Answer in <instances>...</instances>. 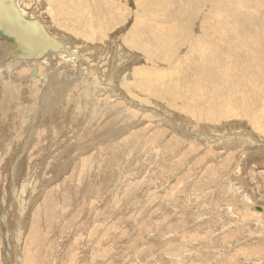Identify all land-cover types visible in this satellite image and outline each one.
<instances>
[{
    "label": "rangeland",
    "instance_id": "rangeland-1",
    "mask_svg": "<svg viewBox=\"0 0 264 264\" xmlns=\"http://www.w3.org/2000/svg\"><path fill=\"white\" fill-rule=\"evenodd\" d=\"M16 2L81 58L0 61V264H264V0Z\"/></svg>",
    "mask_w": 264,
    "mask_h": 264
},
{
    "label": "water",
    "instance_id": "water-1",
    "mask_svg": "<svg viewBox=\"0 0 264 264\" xmlns=\"http://www.w3.org/2000/svg\"><path fill=\"white\" fill-rule=\"evenodd\" d=\"M0 35L14 43L23 61L40 60L51 52L66 49L63 40L54 36L37 17L23 14L16 0H0ZM262 210V206H256Z\"/></svg>",
    "mask_w": 264,
    "mask_h": 264
},
{
    "label": "bare ground",
    "instance_id": "bare-ground-1",
    "mask_svg": "<svg viewBox=\"0 0 264 264\" xmlns=\"http://www.w3.org/2000/svg\"><path fill=\"white\" fill-rule=\"evenodd\" d=\"M18 1V0H17ZM55 1H57V3H59L60 4V2H61V4H64V1L65 0H55ZM60 1V2H59ZM79 1H81V0H67V3H69V4H71V6H72V8H73V10L74 11H76L77 12V14L80 16V13H82L83 12V10H84V16H85V14H87V10H88V6H85L84 7V5L83 6H81V4H78V2ZM63 2V3H62ZM82 2H83V0H82ZM81 3V2H80ZM88 3V2H87ZM18 4V3H17ZM51 4V3H50ZM54 5H57L56 4V2H54ZM66 5V4H65ZM144 5V4H143ZM148 6V5H147ZM82 7H83V9H82ZM21 9V8H20ZM81 9H82V12H81ZM22 10V9H21ZM23 12V11H22ZM23 14L24 15H26L27 16V14H25L24 12H23ZM82 16V15H81ZM29 17V16H28ZM262 17V16H261ZM79 17H75V19H78ZM86 18V17H85ZM84 17H83V19H85ZM88 18V17H87ZM144 18V17H143ZM92 19V18H91ZM90 20V19H89ZM97 20V19H96ZM139 21V20H138ZM42 22V21H41ZM84 24V23H83ZM93 24H94V22H93ZM138 24V23H137ZM66 25V24H65ZM73 25V24H72ZM77 25H79V27H80V24H77ZM92 25V24H91ZM139 25V24H138ZM86 27H88V26H86ZM85 27V28H86ZM258 27H259V29L260 30H262V31H264V19H260L259 20V22H258ZM258 27L257 26H253V27H250V28H245V29H243L242 30V32H244V31H247L248 29L249 30H252V32L251 33H260L261 31H258L259 29H258ZM93 28V27H92ZM95 28V27H94ZM93 28V29H94ZM137 28V27H136ZM141 28V27H140ZM82 30V29H81ZM95 32V31H94ZM93 33V32H92ZM98 33V32H97ZM237 33H239V32H237ZM263 33V32H262ZM257 34V37H256V39H253V40H255V41H253V43H252V45L254 46L256 43H258V41H259V38H260V36L261 35H263V34ZM94 34V33H93ZM92 34V35H93ZM97 36V35H96ZM95 37V36H94ZM93 36H92V38H94ZM263 37V36H262ZM261 37V38H262ZM59 39V38H58ZM246 39V38H245ZM64 43H65V46H66V49L64 50V51H61V52H51V53H49L48 55H46L45 56V58L46 59H49L50 58V61H52V63H53V60H55V59H59V57H61L63 60H70L69 62H68V67H70L71 65L70 64H77V65H79L80 63L78 62V61H80V60H78V59H80L81 58V55H80V53L79 52H77V51H75L74 49H72L69 45L67 46V43L64 41ZM244 44V43H243ZM76 45V44H75ZM260 46V45H259ZM264 46V45H263ZM262 47V46H261ZM254 48V47H253ZM256 48H257V46H256ZM99 49V48H98ZM244 49V48H243ZM259 50L258 51H255V50H257V49H254V53H250V54H246V55H244L243 54V52L242 51H240L242 54L240 55V56H238V57H235V59L236 58H238V59H240L241 61H243L244 60V56L246 57V56H248V60L250 61V63H251V65L253 64V68H255L256 69V66H257V63H258V61L261 63L262 61L264 62V47H263V51H260V48H258ZM247 50H248V48H247ZM260 51V52H259ZM239 52V50H237V53H240ZM249 52V51H248ZM252 52V51H251ZM17 53L19 54L20 52H19V50H18V48H17V46L14 44V43H12V42H9V41H7V39H5L2 35H0V61L3 63V58H5L6 60L9 58L10 59V61H12V62H19V63H21V62H24L22 59H20L19 57H18V55H17ZM59 53H62V54H59ZM59 54V55H58ZM63 54H70V55H74L73 57H77L78 59H76V58H70L69 56H67V55H63ZM233 55V52H229V54H228V60L229 59H234V58H232L231 56ZM56 57V58H55ZM69 57V58H68ZM184 57V56H183ZM45 59V60H46ZM222 59H224V58H222ZM35 61V60H34ZM178 61V60H177ZM247 61V60H246ZM168 62H169V60H168ZM176 63V62H175ZM202 63V62H201ZM206 63H210L209 62V60H207L206 61ZM242 63H245V61H243ZM16 64V63H15ZM54 64H57L58 65V63L57 62H54ZM177 64H179V62H177ZM177 64H176V66H177ZM238 64H239V62H238ZM9 65V64H8ZM243 65V64H242ZM242 65H240V67H241V74H242V76H243V74H245L246 75V78H248V77H252V78H254V76H255V74L253 73L252 75H250V73H248L247 71V68L246 67H244V66H246V64L244 65V66H242ZM13 66V65H12ZM11 66V67H12ZM6 68V67H5ZM71 68H73L72 66H71ZM77 68V67H76ZM76 68H74V69H76ZM2 69V68H1ZM10 69V68H9ZM3 70V69H2ZM72 70V69H71ZM113 70V69H112ZM257 71H258V73L260 74V75H262V76H264V65H260L259 66V68L258 69H256ZM59 72H60V70H58ZM66 71H67V73L69 72L67 69H66ZM63 74H65V73H63ZM68 74H70V72L68 73ZM67 74V76H71V75H68ZM72 74H73V72H72ZM230 75H232V70H231V67L229 68V66H227V67H221V70H219L218 71V76L217 77H219V78H222V79H225V80H227V79H230V83L229 84H231V85H233V82H234V80H237V78L235 77H231ZM195 76V75H194ZM219 78H217L218 80H220ZM32 79V78H31ZM68 79V78H67ZM71 79V78H70ZM220 80V81H223V82H225V80ZM249 79V78H248ZM256 80H259V78H255ZM90 80V79H89ZM107 80V79H106ZM105 80V81H106ZM161 80V79H160ZM163 80V79H162ZM238 80H241V79H238ZM262 80V79H261ZM155 80H153V82H154ZM156 81H158V79L156 80ZM46 82V81H45ZM73 82H76V81H73ZM82 83V82H81ZM215 83V82H214ZM224 84V83H223ZM94 85V84H93ZM174 85H176V86H178L177 84H174ZM12 86V85H11ZM68 86V85H67ZM70 87H71V85H70ZM68 88V87H67ZM231 88H233V87H231ZM235 88H237V86H235ZM70 89H72V88H70ZM108 89V88H107ZM161 90H163V92H165V96H169V95H172L173 93L172 92H176V89H175V87H174V89H169L168 88V86H164ZM53 91V90H52ZM112 91V90H111ZM126 91V90H125ZM235 91V90H234ZM233 91V92H234ZM237 91V90H236ZM63 92V91H62ZM180 91H177V93L175 94L176 96H174V97H171V96H169V97H171V99H172V101H174V102H176L177 100H180L181 99V95L178 97L177 95H178V93H179ZM233 92L232 93H230L229 95L231 96V95H233ZM183 93V92H182ZM181 93V94H182ZM56 94V93H55ZM121 94V93H120ZM114 95V94H113ZM228 95V94H227ZM263 95V94H262ZM64 96V95H63ZM65 96H66V93H65ZM79 96V95H78ZM156 96H157V94H156ZM221 96V95H220ZM158 97H160V98H163L164 96H158ZM263 97V96H262ZM82 99V98H81ZM121 99V98H120ZM119 99V100H120ZM128 99V98H127ZM259 99V98H258ZM261 99V98H260ZM133 101V100H132ZM228 101H230L231 103H233V104H235V103H239L238 102V100L236 101L234 98H229V100ZM98 102V101H97ZM51 103V102H50ZM99 103V102H98ZM217 103V102H216ZM232 104V105H233ZM241 104V103H240ZM245 104V103H244ZM91 105H92V103H91ZM207 105H209V104H207ZM214 105V104H213ZM224 105V104H223ZM226 105V104H225ZM224 105V106H225ZM231 105V104H230ZM211 106V105H210ZM239 106V105H238ZM242 106V105H241ZM247 107H248V105H247ZM216 108V107H215ZM248 108H250V109H252L253 110V107H248ZM81 109V108H80ZM94 109V108H93ZM219 109V108H218ZM233 109V108H232ZM164 110V109H163ZM168 110V109H167ZM5 111V110H4ZM215 111V110H214ZM205 112V111H204ZM218 112V111H217ZM234 112V111H233ZM122 113V112H121ZM128 114V113H127ZM205 113H203V115H204ZM212 114V113H211ZM214 114V113H213ZM223 114H225V113H223ZM216 115V112H215V114H214V116L213 117H211V118H214V117H217V116H215ZM146 116V115H145ZM203 117V116H202ZM210 118V119H211ZM180 124V123H179ZM190 125V124H189ZM261 125V124H260ZM182 134V133H181ZM164 157V156H163ZM137 210V209H136ZM262 210H264V208L262 207ZM255 249V248H254Z\"/></svg>",
    "mask_w": 264,
    "mask_h": 264
}]
</instances>
